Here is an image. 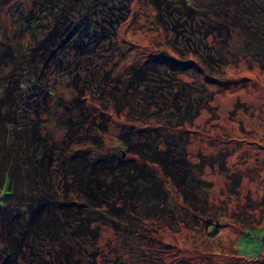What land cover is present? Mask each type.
Here are the masks:
<instances>
[{
	"label": "trees",
	"instance_id": "obj_1",
	"mask_svg": "<svg viewBox=\"0 0 264 264\" xmlns=\"http://www.w3.org/2000/svg\"><path fill=\"white\" fill-rule=\"evenodd\" d=\"M147 4L178 65L148 58L119 67L129 51L118 30L131 0H0V264H165L163 250H151L152 262L141 246L146 222L171 228L212 211L193 186L185 127L213 94L203 103L204 86L192 95L179 75L190 60L215 80L239 62L264 72V0H211L218 16H202L194 0ZM109 111L128 126L108 152ZM118 166L132 180L117 177L98 191L92 182ZM133 166L171 181L179 212ZM106 230L119 245H103Z\"/></svg>",
	"mask_w": 264,
	"mask_h": 264
},
{
	"label": "rangeland",
	"instance_id": "obj_2",
	"mask_svg": "<svg viewBox=\"0 0 264 264\" xmlns=\"http://www.w3.org/2000/svg\"><path fill=\"white\" fill-rule=\"evenodd\" d=\"M194 2L202 16L207 12L217 15L211 0ZM243 39L234 37L233 41L242 45ZM117 40L129 51L119 66L124 70L133 62L143 63L148 58L165 65L168 61L179 64L166 49L164 35L154 23L147 0H131L130 17L118 30ZM233 48L232 42L230 49ZM226 59L229 64L235 58ZM190 64L191 67L179 75L188 83V92L198 97L196 89L204 86L203 103L209 100L207 95L213 94L209 109L202 111L192 126L185 127L189 136L187 154L194 172L193 186L200 189L201 197L207 195L212 211L203 217L182 215L185 217L182 224L171 228L147 221L144 234L148 239L142 241L141 246L144 245L147 258L152 262L156 257L154 251L162 254L163 250L165 264H264V72L239 62L237 66L226 65L222 79L215 80L195 61L190 60ZM174 82L171 80L172 84ZM57 90L69 96L65 89ZM197 103L195 101L196 107L203 104ZM105 115L107 132L102 136V150L109 152L116 146L121 127L128 125L124 118L111 111ZM53 126L56 139L61 138L59 127ZM90 149L97 152L95 147ZM134 168V177L145 176L150 183L154 181L153 185L159 187L173 207H183L180 191L158 170ZM111 169L101 172L92 182L98 191L101 185L118 184L117 177L132 180L131 175L124 173L123 166ZM234 177L239 180L236 187H233ZM202 219L211 221V226H205ZM215 230L218 234L214 237ZM102 238L103 245L120 243L108 230L103 231ZM136 259L139 260L134 258L133 261Z\"/></svg>",
	"mask_w": 264,
	"mask_h": 264
}]
</instances>
